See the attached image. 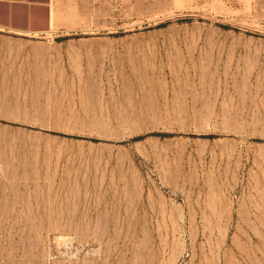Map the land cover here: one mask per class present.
Here are the masks:
<instances>
[{
	"label": "rangeland",
	"instance_id": "rangeland-1",
	"mask_svg": "<svg viewBox=\"0 0 264 264\" xmlns=\"http://www.w3.org/2000/svg\"><path fill=\"white\" fill-rule=\"evenodd\" d=\"M0 264H264V0L0 28Z\"/></svg>",
	"mask_w": 264,
	"mask_h": 264
},
{
	"label": "crops",
	"instance_id": "crops-1",
	"mask_svg": "<svg viewBox=\"0 0 264 264\" xmlns=\"http://www.w3.org/2000/svg\"><path fill=\"white\" fill-rule=\"evenodd\" d=\"M57 0H0V28L45 33L52 28Z\"/></svg>",
	"mask_w": 264,
	"mask_h": 264
}]
</instances>
